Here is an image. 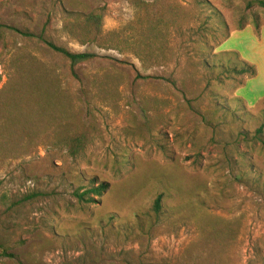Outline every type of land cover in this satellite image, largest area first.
Masks as SVG:
<instances>
[{"label":"rangeland","instance_id":"1","mask_svg":"<svg viewBox=\"0 0 264 264\" xmlns=\"http://www.w3.org/2000/svg\"><path fill=\"white\" fill-rule=\"evenodd\" d=\"M138 1L0 0V90L11 56L21 50L59 74L97 129L76 158L41 146L0 168V241L23 264H264V150L251 139L264 112V11L248 9L245 0ZM150 4L202 22L221 15L229 36L220 38V50L237 52L255 75L226 82V98L218 101L220 87L201 63L219 50L204 57L197 27L181 23L171 33L166 66L144 65L132 40ZM90 14L102 17L101 46L66 28ZM46 42L93 57L73 75ZM240 172L245 178L238 182ZM92 179L108 189L94 202L77 203L74 192ZM161 194L164 214L148 223ZM107 216L115 219L106 224Z\"/></svg>","mask_w":264,"mask_h":264},{"label":"trees","instance_id":"2","mask_svg":"<svg viewBox=\"0 0 264 264\" xmlns=\"http://www.w3.org/2000/svg\"><path fill=\"white\" fill-rule=\"evenodd\" d=\"M130 1L139 3L138 0ZM245 2L248 9L257 6L264 11V0H245ZM143 12L142 26L136 31L132 45L133 54L147 67L166 66L171 55L169 48L171 33L174 29H178L181 23L197 27L199 33L197 37L202 44L199 51H202L204 57L206 51L219 50L218 55H213L214 61L204 60L201 63V66L207 70L210 80L220 87L217 94H214L218 101L220 98H226L224 95L229 90L228 86H225L226 82L232 83L236 80L240 82L243 77L255 75L254 68L242 61L237 52L220 50V38L229 36V29L221 15L208 16L205 22H202L195 15L186 16L155 4L145 6ZM253 25L255 29L259 28L257 22ZM66 28L80 42L101 46L100 43L104 38L101 16L90 14L74 19L66 22ZM5 29L4 25H0V41L3 39ZM243 29L245 25L242 21L238 31ZM207 37H210L211 45L218 46L213 48L206 42ZM46 45L69 62L73 75H75V67L93 57L87 53L69 52L49 42H46ZM58 75L55 70L21 50L11 56L6 68V84L0 90V168L11 161L30 156L41 146L63 150L73 159L84 153L94 139L97 131L95 122L93 119L89 122L86 120L90 116L89 109L76 106L59 81ZM242 101L239 97L235 100L237 104H241ZM231 117L235 122H240L242 119L237 110L231 112ZM261 122L259 128L251 135V139L264 150V112ZM238 136L247 139L248 134L240 131ZM245 162L243 166L250 170L252 166ZM127 164L124 161L123 166L118 167L115 173L119 174V170L125 169ZM244 178V172H240L235 177L238 182ZM89 185L83 192L79 190L74 192L77 203L94 202V197H100L109 187L107 183H97L94 179ZM202 203L201 200L198 202L199 205ZM163 205V194H161L153 201L151 209L153 215L145 216L148 223L159 220L164 214H162ZM114 219L112 216H107L103 221L108 224ZM135 222L138 223L141 231L145 230V223L139 216L135 217ZM0 264L23 263L7 245L0 241Z\"/></svg>","mask_w":264,"mask_h":264}]
</instances>
